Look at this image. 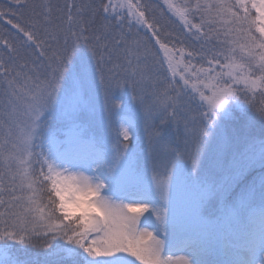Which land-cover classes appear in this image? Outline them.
<instances>
[{"label":"snow or ice","instance_id":"snow-or-ice-1","mask_svg":"<svg viewBox=\"0 0 264 264\" xmlns=\"http://www.w3.org/2000/svg\"><path fill=\"white\" fill-rule=\"evenodd\" d=\"M0 21V264H264V0Z\"/></svg>","mask_w":264,"mask_h":264},{"label":"rangeland","instance_id":"rangeland-1","mask_svg":"<svg viewBox=\"0 0 264 264\" xmlns=\"http://www.w3.org/2000/svg\"><path fill=\"white\" fill-rule=\"evenodd\" d=\"M143 35V33H141ZM102 97L98 100V107L102 105ZM134 118L137 121L138 124V136L140 138V143L137 144L136 142H133L132 147L140 153H144L147 145H146V139H145V133L143 130V120L142 117L139 115H135L134 114ZM243 124V121H241V125ZM158 127H161V130L163 132V134L165 135L166 138H170L173 141H175L177 144L181 143V138L182 137V128L180 130H177L174 126H160L158 125ZM259 129V125L256 126V130L258 131ZM34 251H38V250H34Z\"/></svg>","mask_w":264,"mask_h":264},{"label":"trees","instance_id":"trees-1","mask_svg":"<svg viewBox=\"0 0 264 264\" xmlns=\"http://www.w3.org/2000/svg\"><path fill=\"white\" fill-rule=\"evenodd\" d=\"M55 2L63 4L64 0H55ZM147 2L152 3L153 6L155 7L156 5H159L161 3V0H147ZM157 15H159V9L158 8H157ZM169 30L179 34V29L176 28L175 25H172ZM142 33H143V31H142ZM8 35H9V26L4 25L3 22L0 21V36L7 37Z\"/></svg>","mask_w":264,"mask_h":264}]
</instances>
